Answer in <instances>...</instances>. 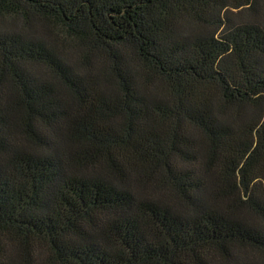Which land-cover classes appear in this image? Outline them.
I'll use <instances>...</instances> for the list:
<instances>
[{
	"label": "trees",
	"instance_id": "1",
	"mask_svg": "<svg viewBox=\"0 0 264 264\" xmlns=\"http://www.w3.org/2000/svg\"><path fill=\"white\" fill-rule=\"evenodd\" d=\"M0 264H264V0H0Z\"/></svg>",
	"mask_w": 264,
	"mask_h": 264
}]
</instances>
